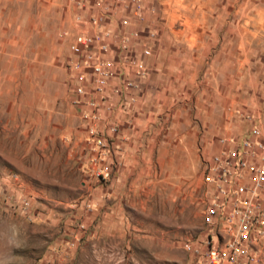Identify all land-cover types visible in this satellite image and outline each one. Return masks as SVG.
Here are the masks:
<instances>
[{"label":"rangeland","instance_id":"obj_1","mask_svg":"<svg viewBox=\"0 0 264 264\" xmlns=\"http://www.w3.org/2000/svg\"><path fill=\"white\" fill-rule=\"evenodd\" d=\"M253 137L264 0H0V264H208Z\"/></svg>","mask_w":264,"mask_h":264},{"label":"built area","instance_id":"obj_2","mask_svg":"<svg viewBox=\"0 0 264 264\" xmlns=\"http://www.w3.org/2000/svg\"><path fill=\"white\" fill-rule=\"evenodd\" d=\"M85 43L86 39L77 35L69 47L72 51L78 52L80 45ZM99 68L95 67L97 71ZM243 145V150L237 151L235 156L232 155V161L218 164L219 174L212 176V180L217 182L216 194H219V191L228 200L224 230L228 237L220 245L214 244L210 238L207 239L206 246L201 252L208 264H254L251 243L256 236L263 233L261 229L252 230L251 224L261 221L260 215H264V198H258L259 190L264 188V143L259 137H253L250 141L245 140ZM240 170L244 171L248 182H241L240 175L237 176ZM101 174L105 176L107 172L103 171ZM243 192L246 193L245 196L241 195ZM220 203L218 199L214 205L217 207ZM184 245L188 247L187 243Z\"/></svg>","mask_w":264,"mask_h":264},{"label":"crops","instance_id":"obj_3","mask_svg":"<svg viewBox=\"0 0 264 264\" xmlns=\"http://www.w3.org/2000/svg\"><path fill=\"white\" fill-rule=\"evenodd\" d=\"M114 22V21H113ZM112 20L109 22V24L106 25V28L109 30H112L115 28V23H113ZM246 181V179H245Z\"/></svg>","mask_w":264,"mask_h":264}]
</instances>
